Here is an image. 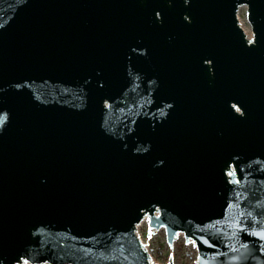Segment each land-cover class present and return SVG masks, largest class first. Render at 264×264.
<instances>
[{"label":"water","instance_id":"water-1","mask_svg":"<svg viewBox=\"0 0 264 264\" xmlns=\"http://www.w3.org/2000/svg\"><path fill=\"white\" fill-rule=\"evenodd\" d=\"M146 218L264 264V0H0V264H177Z\"/></svg>","mask_w":264,"mask_h":264},{"label":"rangeland","instance_id":"rangeland-1","mask_svg":"<svg viewBox=\"0 0 264 264\" xmlns=\"http://www.w3.org/2000/svg\"><path fill=\"white\" fill-rule=\"evenodd\" d=\"M246 6H242L239 10V19L242 22L249 37L252 36L250 24L246 18ZM144 242L147 244L153 255L159 263H168L169 257L173 254L174 260L177 264H197V248L193 243H186L184 235L179 234L177 240L174 242L173 248L169 246L166 239V232L164 228L155 230L150 237L148 234V220L144 219L137 228ZM23 264H30L29 262ZM49 264V263H43Z\"/></svg>","mask_w":264,"mask_h":264}]
</instances>
